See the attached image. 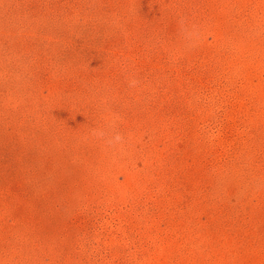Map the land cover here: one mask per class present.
Instances as JSON below:
<instances>
[{
	"label": "rangeland",
	"instance_id": "rangeland-1",
	"mask_svg": "<svg viewBox=\"0 0 264 264\" xmlns=\"http://www.w3.org/2000/svg\"><path fill=\"white\" fill-rule=\"evenodd\" d=\"M0 264H264V0H0Z\"/></svg>",
	"mask_w": 264,
	"mask_h": 264
},
{
	"label": "clouds",
	"instance_id": "clouds-1",
	"mask_svg": "<svg viewBox=\"0 0 264 264\" xmlns=\"http://www.w3.org/2000/svg\"><path fill=\"white\" fill-rule=\"evenodd\" d=\"M117 139H118V137H117Z\"/></svg>",
	"mask_w": 264,
	"mask_h": 264
}]
</instances>
